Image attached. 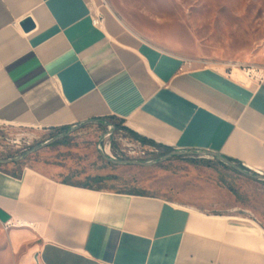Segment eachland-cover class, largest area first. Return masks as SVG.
<instances>
[{"label":"crops","instance_id":"0c3cea01","mask_svg":"<svg viewBox=\"0 0 264 264\" xmlns=\"http://www.w3.org/2000/svg\"><path fill=\"white\" fill-rule=\"evenodd\" d=\"M111 118L165 149L264 176V78L168 52L97 0H0V123L57 130ZM11 165L0 168V264H264L254 222Z\"/></svg>","mask_w":264,"mask_h":264},{"label":"rangeland","instance_id":"374dc122","mask_svg":"<svg viewBox=\"0 0 264 264\" xmlns=\"http://www.w3.org/2000/svg\"><path fill=\"white\" fill-rule=\"evenodd\" d=\"M97 2L137 36L186 60L221 68L238 78L264 76V0ZM57 136L56 130L0 123V159L20 157ZM142 139L118 120L90 123L31 154L19 168L28 166L74 183L106 176L111 179L103 185L113 191L162 197L264 229V181L227 169L208 156H173L159 162L175 150ZM99 148L117 161L158 163L147 167L111 164ZM11 166L4 168L12 170Z\"/></svg>","mask_w":264,"mask_h":264},{"label":"water","instance_id":"95a60500","mask_svg":"<svg viewBox=\"0 0 264 264\" xmlns=\"http://www.w3.org/2000/svg\"><path fill=\"white\" fill-rule=\"evenodd\" d=\"M23 27L26 31H31L35 28L34 23L32 22V20H27L24 24ZM90 123H98V124H105L107 123V120H103V119H96V120H90L88 122L82 123V124H78L76 126H72L70 130L58 135L56 138L50 140L49 142L38 146L36 148H33L31 151L27 152L26 154L20 156V157H16V158H10V159H0V165H9L12 163H17V162H21L23 160H25L28 156H30L31 154L45 148L48 147L50 145H52L53 143H56L57 141L63 139L64 137L68 136L69 134H71L72 132H75L76 130L83 128L84 126L90 124ZM105 138V137H104ZM102 138V140L104 139ZM100 150V154L102 155V157L109 163L111 164H115V165H133V166H143V167H147V166H152L157 164L158 162H139V161H133V160H125V161H117L114 160L112 158H109L105 152L99 148ZM184 155H199V156H208V157H212L216 160H218L219 162H221L222 164H224L225 166L231 168L232 170L236 171L237 173L244 175L246 177H249L251 179L254 180H260V181H264V176L260 175V174H256L254 172H251L249 170H245L243 169L241 166H239L238 164L230 161L229 159L218 155V154H214L211 152H207V151H174L173 153L163 157L159 162H163L166 161L167 159L173 157V156H184Z\"/></svg>","mask_w":264,"mask_h":264},{"label":"trees","instance_id":"16d2710c","mask_svg":"<svg viewBox=\"0 0 264 264\" xmlns=\"http://www.w3.org/2000/svg\"><path fill=\"white\" fill-rule=\"evenodd\" d=\"M112 120H116L114 118H111ZM103 120H108V119H103ZM72 127V126H71ZM71 127H63V128H60V129H57L56 131H58V135L68 131L71 129ZM134 135V134H133ZM143 142H145L146 140L142 139ZM60 143V142H59ZM167 151H171V149H166ZM230 160V159H229ZM232 161V160H230ZM233 162V161H232ZM221 166L227 168V169H231L227 166H225L224 164H222L221 162H219ZM235 163V162H234ZM12 164H15V165H20L21 162H17V163H12ZM11 165V164H9ZM239 166H241L243 169L245 170H248L246 169L245 167H243L242 165L238 164ZM5 165H0V168L1 167H4ZM232 170V169H231ZM111 178L110 177H106V176H94V177H88L87 180L84 182V183H74L72 181H64L65 183L67 184H71V185H79V186H83L85 188H98V189H101L103 188V183H105L106 181L110 180ZM132 193H136V194H139V195H142L144 193H139V192H132Z\"/></svg>","mask_w":264,"mask_h":264},{"label":"built area","instance_id":"2783aa9c","mask_svg":"<svg viewBox=\"0 0 264 264\" xmlns=\"http://www.w3.org/2000/svg\"><path fill=\"white\" fill-rule=\"evenodd\" d=\"M264 78V76H262L259 80H262Z\"/></svg>","mask_w":264,"mask_h":264}]
</instances>
